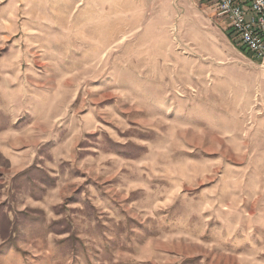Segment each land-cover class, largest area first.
Wrapping results in <instances>:
<instances>
[{"label": "rangeland", "instance_id": "374dc122", "mask_svg": "<svg viewBox=\"0 0 264 264\" xmlns=\"http://www.w3.org/2000/svg\"><path fill=\"white\" fill-rule=\"evenodd\" d=\"M209 0H0V264H264V67Z\"/></svg>", "mask_w": 264, "mask_h": 264}, {"label": "built area", "instance_id": "2783aa9c", "mask_svg": "<svg viewBox=\"0 0 264 264\" xmlns=\"http://www.w3.org/2000/svg\"><path fill=\"white\" fill-rule=\"evenodd\" d=\"M226 20L234 43L264 67V0H209Z\"/></svg>", "mask_w": 264, "mask_h": 264}, {"label": "trees", "instance_id": "16d2710c", "mask_svg": "<svg viewBox=\"0 0 264 264\" xmlns=\"http://www.w3.org/2000/svg\"><path fill=\"white\" fill-rule=\"evenodd\" d=\"M241 50V52L243 53V54H245V53H247V54H249L248 52H246L243 48H240ZM249 55H251V54H249Z\"/></svg>", "mask_w": 264, "mask_h": 264}, {"label": "crops", "instance_id": "0c3cea01", "mask_svg": "<svg viewBox=\"0 0 264 264\" xmlns=\"http://www.w3.org/2000/svg\"><path fill=\"white\" fill-rule=\"evenodd\" d=\"M233 40V39H232Z\"/></svg>", "mask_w": 264, "mask_h": 264}]
</instances>
